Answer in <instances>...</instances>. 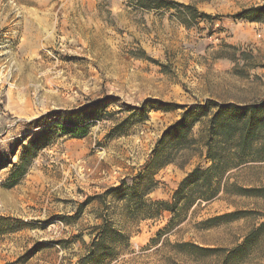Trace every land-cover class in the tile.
<instances>
[{"label":"rangeland","instance_id":"374dc122","mask_svg":"<svg viewBox=\"0 0 264 264\" xmlns=\"http://www.w3.org/2000/svg\"><path fill=\"white\" fill-rule=\"evenodd\" d=\"M164 1L0 0V264H264L263 201L231 187L177 201L211 166L193 150L147 167L183 107L264 101V17L240 16L264 0ZM212 113L190 138L209 135ZM76 127L88 135L63 131ZM232 174L230 186L264 181Z\"/></svg>","mask_w":264,"mask_h":264},{"label":"trees","instance_id":"16d2710c","mask_svg":"<svg viewBox=\"0 0 264 264\" xmlns=\"http://www.w3.org/2000/svg\"><path fill=\"white\" fill-rule=\"evenodd\" d=\"M132 2H135L136 7L143 11L172 7V4L164 0H132ZM175 5L176 9L181 7L179 4ZM186 8L191 10L190 6ZM240 16L252 23L262 22L264 5L249 8ZM165 107L167 111L172 106ZM183 109L185 110L183 118L167 129L158 141L148 168L167 166L174 163L176 158L183 153L193 150L200 159L210 162L211 166L203 168L198 165L187 174L176 192L175 199L177 201L184 198L189 200L193 196L197 202H209L217 198L222 190L227 191V188L231 187L244 193L246 198H254L264 202V181L257 186H244V188L229 184L233 175L232 172L235 170L244 168V173L264 170V101L244 106L209 102L205 106H197L189 110L183 107ZM211 110L213 113L209 121V135L197 140L190 138V133L195 124L200 121L202 114ZM63 131L78 139L88 135V128L86 127L63 128ZM168 139L172 142V148L171 151L166 152L163 151L162 147ZM2 165L4 166V164H0V170L4 168ZM29 167L30 164L25 163L24 157L21 164L16 166L13 179L17 180L25 176ZM125 185L124 183L121 187L108 190L104 196L121 191ZM159 205L165 204L160 203ZM169 211L175 212V206H171ZM249 214L251 212H244V215ZM239 215L237 212H233L208 222H216L223 218H236ZM263 230L264 223L255 232H262ZM252 236L253 234L246 238V243ZM98 246L99 244L95 245L94 248ZM94 252L93 256L99 255L97 250Z\"/></svg>","mask_w":264,"mask_h":264},{"label":"crops","instance_id":"0c3cea01","mask_svg":"<svg viewBox=\"0 0 264 264\" xmlns=\"http://www.w3.org/2000/svg\"><path fill=\"white\" fill-rule=\"evenodd\" d=\"M139 167H141V168H139ZM148 167V166H147ZM138 171H145V166H144V164H138L137 165V170H135V172L137 173Z\"/></svg>","mask_w":264,"mask_h":264}]
</instances>
